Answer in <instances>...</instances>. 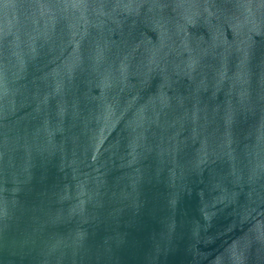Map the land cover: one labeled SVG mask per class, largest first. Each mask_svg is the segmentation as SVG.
<instances>
[{
    "label": "water",
    "instance_id": "obj_1",
    "mask_svg": "<svg viewBox=\"0 0 264 264\" xmlns=\"http://www.w3.org/2000/svg\"><path fill=\"white\" fill-rule=\"evenodd\" d=\"M0 264H264V0H0Z\"/></svg>",
    "mask_w": 264,
    "mask_h": 264
}]
</instances>
